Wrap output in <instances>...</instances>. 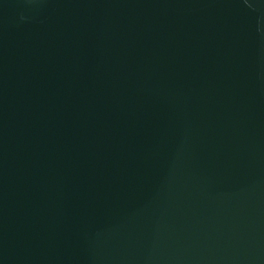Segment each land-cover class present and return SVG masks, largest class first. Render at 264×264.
Returning <instances> with one entry per match:
<instances>
[{"label": "water", "instance_id": "1", "mask_svg": "<svg viewBox=\"0 0 264 264\" xmlns=\"http://www.w3.org/2000/svg\"><path fill=\"white\" fill-rule=\"evenodd\" d=\"M0 264H264V0H0Z\"/></svg>", "mask_w": 264, "mask_h": 264}]
</instances>
